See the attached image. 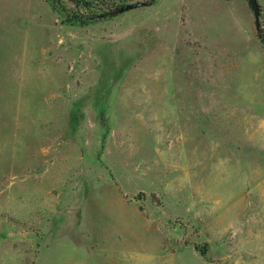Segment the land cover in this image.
<instances>
[{
	"label": "rangeland",
	"instance_id": "1",
	"mask_svg": "<svg viewBox=\"0 0 264 264\" xmlns=\"http://www.w3.org/2000/svg\"><path fill=\"white\" fill-rule=\"evenodd\" d=\"M113 2L0 0V264H264L247 1Z\"/></svg>",
	"mask_w": 264,
	"mask_h": 264
},
{
	"label": "trees",
	"instance_id": "2",
	"mask_svg": "<svg viewBox=\"0 0 264 264\" xmlns=\"http://www.w3.org/2000/svg\"><path fill=\"white\" fill-rule=\"evenodd\" d=\"M48 2H50L52 9L55 11H63V0H47ZM69 1L70 3H72L74 5V7H76L77 11H79L80 9L85 10V15L83 14H78L77 12L72 11L71 16L68 17V15L65 18V21L68 23H72V24H79L81 26H84L90 22H93L95 19H98V16L101 15H107V13H105L104 9H108L110 11V9L112 10V8L114 7V2L113 0H66ZM122 6V5H117ZM97 9L99 12L103 11L104 14H95V12H92L91 10ZM66 12V11H65ZM257 37L258 40L264 44V31H262V29L259 28V31L257 32Z\"/></svg>",
	"mask_w": 264,
	"mask_h": 264
},
{
	"label": "water",
	"instance_id": "3",
	"mask_svg": "<svg viewBox=\"0 0 264 264\" xmlns=\"http://www.w3.org/2000/svg\"><path fill=\"white\" fill-rule=\"evenodd\" d=\"M250 9L252 10L253 16H254V24H255V28L256 31H259L260 28V13H261V9L260 6L257 2V0H246ZM143 5V3L137 2V3H133V4H128V5H122L119 6L115 9H113L112 11H110L109 13H107V15H101L98 16V18H101L103 16H116L119 14H122L124 12L139 8Z\"/></svg>",
	"mask_w": 264,
	"mask_h": 264
}]
</instances>
